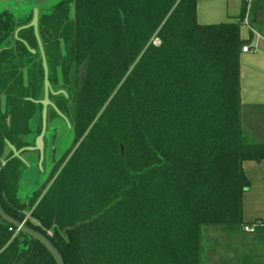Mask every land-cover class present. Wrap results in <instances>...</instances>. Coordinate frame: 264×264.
<instances>
[{"label": "trees", "instance_id": "obj_1", "mask_svg": "<svg viewBox=\"0 0 264 264\" xmlns=\"http://www.w3.org/2000/svg\"><path fill=\"white\" fill-rule=\"evenodd\" d=\"M196 5L59 0L41 14L48 80L66 93L52 100L73 142L27 199L19 193L26 165L5 142L33 146L41 106L26 99L42 97L43 69L20 42L0 51V205L45 236L63 264H202L204 228L261 227L242 216L250 185L242 165L264 160V144L246 142L241 123L247 6L234 22L200 25ZM4 17L5 39L14 25ZM18 36L37 49L32 28ZM26 153L36 165L39 153ZM15 231L0 217V264H55Z\"/></svg>", "mask_w": 264, "mask_h": 264}, {"label": "crops", "instance_id": "obj_2", "mask_svg": "<svg viewBox=\"0 0 264 264\" xmlns=\"http://www.w3.org/2000/svg\"><path fill=\"white\" fill-rule=\"evenodd\" d=\"M244 4L243 0H197V22L200 25L234 22ZM248 8L244 23L252 32L259 33L263 44L258 49L250 44L249 51L239 55L241 123L246 142L264 144V12L261 9L253 11L258 24L251 26L252 5L248 4ZM2 163L5 162L2 160ZM242 167L250 183L242 197V216L248 219L247 223L257 220L262 224L251 233V246L246 251L242 250L240 264H264V160L246 161ZM244 254H247V263ZM227 260L224 257L222 264H230L226 263Z\"/></svg>", "mask_w": 264, "mask_h": 264}, {"label": "rangeland", "instance_id": "obj_3", "mask_svg": "<svg viewBox=\"0 0 264 264\" xmlns=\"http://www.w3.org/2000/svg\"><path fill=\"white\" fill-rule=\"evenodd\" d=\"M35 2L38 0H28ZM59 0H39V2H36L37 7H43V6H51L58 2ZM245 2V5L248 8L252 5V10L257 12L261 9V11L264 12V0H243ZM32 4H24L19 2V0H16V2L9 1V3L6 4H0V11L2 10H8L11 12L15 17H22L27 12H29V9L31 8ZM252 17V15H251ZM252 19V18H251ZM255 26V24H253ZM248 24L246 22L241 26L240 28V34L242 38L249 39L250 38V44L251 47H254L255 49H258L260 46H262L263 41L261 36H259V33L256 31L252 32ZM154 44H158V40H154ZM4 103H1V109L3 110ZM54 125L58 126V131L56 133L55 137V145L56 148L54 157L57 159L61 157L67 149H69L72 141H73V134L69 129H66L62 125V122L60 119H57V122L54 123ZM68 128V126H67ZM46 136L48 137V133H46ZM46 144L48 146L50 145V141L48 139H45ZM50 148V147H49ZM5 155L8 153V149L5 147ZM24 160V163L26 165V169L24 171V175L20 181V196L23 199H27L32 197L33 193L38 190L43 184V182L46 180L47 175L50 171V153L47 152V149L45 151V157L41 165L37 164H31L29 165L28 162H30V155L29 154H23L21 156ZM32 161V160H31ZM250 188V185H249ZM252 194V193H251ZM249 192V195H251ZM28 215V214H27ZM31 220V219H30ZM35 223L34 220H31ZM244 222H248V219L243 217ZM253 237L251 236V233H245L241 229L235 232H225L218 229H212V228H204L203 231V237H202V264H222V259L225 257L228 259L226 261L230 264H240V261L242 260V250L246 251L251 246ZM247 255V254H246Z\"/></svg>", "mask_w": 264, "mask_h": 264}, {"label": "flooded vegetation", "instance_id": "obj_4", "mask_svg": "<svg viewBox=\"0 0 264 264\" xmlns=\"http://www.w3.org/2000/svg\"><path fill=\"white\" fill-rule=\"evenodd\" d=\"M9 1H12V2H16V0H0V4H6V3H9ZM19 2L21 3H24V4H32L31 8L29 9V12H27L24 16L22 17H15L11 12H9L8 10H2L0 11V16L4 17V16H9L11 18V21L14 25V29L12 30L11 34L12 35H9L7 36V38L4 39V36L5 35V32L2 33V37L0 39H2V41H0V51L1 50H4V49H7L9 47H12L14 46V43L15 42H20L21 44L24 45V47L27 49V51L35 56L36 58H40L41 60V65H42V59H41V53H40V50H39V46H38V43H37V40H36V43H37V49H33L31 48L27 42L24 40V39H21L19 38V33H21L23 30H26V29H29V28H32V27H27V28H24L25 26H27L28 24L31 23L32 19H33V14H34V9H37V29H38V21H39V18L41 16L42 13H44L47 9H49L51 6H43V7H37L36 5V2L38 3V1L35 2H32L31 1H28V0H19ZM5 18V17H4ZM26 21V22H25ZM20 23V24H19ZM33 29V28H32ZM33 34H34V30H33ZM38 36H39V33H38ZM35 37V35H34ZM40 38V37H39ZM4 39V40H3ZM41 41V39H40ZM41 45H42V41H41ZM42 50H43V45H42ZM43 53H44V50H43ZM44 57H45V53H44ZM46 61V59H45ZM47 64V63H46ZM43 69V67H42ZM80 74V72H79ZM48 78V77H47ZM80 79V78H79ZM49 81V80H48ZM43 84H44V72H43ZM50 84V82H49ZM51 87V91L53 93H49V101L53 104V106L55 107V109L52 107V106H48L47 107V113H46V127H45V132H44V135H43V143H44V153H43V160H44V157H45V151L47 149V152L50 153V157H49V160H50V170L52 169V167L54 166L55 163H57V161L63 156L65 155V153L67 151L64 152V154L59 157V158H55L54 157V154H55V151H56V148L54 147L55 145V137H56V133L58 131V126L54 125L55 122H57V119H60L61 122H62V125L64 127H66V129H69L71 132V124L69 122V120L66 118V116L61 113L58 108L55 106V103L53 102L52 100V97H56L58 95H64L66 97V93L63 89H57V90H54L53 87L50 85ZM43 97H44V85H43V90H42V97L39 99V100H32L30 98H27L26 100H29L31 102H33L34 104H38L41 106V112H40V132H41V129H42V105L41 103H39L41 100H43ZM4 102L3 99H1V102H0V105L1 103ZM51 111H54L55 112V115H53L51 113ZM68 126V128H67ZM58 128V129H57ZM39 132V134H40ZM46 133H48V137L46 136ZM39 134L36 136V138L39 136ZM36 138L34 139V143H33V146H28V147H34L35 145V140ZM45 139H48L50 142V145L48 146V144H46L45 142ZM73 142V141H72ZM72 145V143H71ZM70 145V147H71ZM50 147V148H49ZM24 148V147H23ZM17 150V149H16ZM19 150V149H18ZM68 150V149H67ZM24 152H36V151H24ZM22 156V155H21ZM31 156V155H30ZM31 158V157H30ZM38 160H39V157H38ZM43 162V161H42ZM38 164V162H37ZM36 164V165H37ZM30 165V164H29Z\"/></svg>", "mask_w": 264, "mask_h": 264}, {"label": "water", "instance_id": "obj_5", "mask_svg": "<svg viewBox=\"0 0 264 264\" xmlns=\"http://www.w3.org/2000/svg\"><path fill=\"white\" fill-rule=\"evenodd\" d=\"M37 19H38L37 18V9H34L33 19L31 21V23L28 24L27 26H25L24 28H27V27L33 28L34 35H35V38L37 40L39 50L41 53L42 67H43V72H44V84H43L44 85V97H43V100H41L39 102L42 105V129H41L39 136L35 140L34 147H24V148H21L19 150H16V148L12 144H10L9 141L6 140L5 143H6V146L8 147V149L11 151L12 157L18 158L23 163H24V160L21 157V154L24 151H36V152H38L39 153L38 164L41 165L42 161H43V153H44L43 135L45 132V127H46L47 107L52 106L54 109H55V107L53 106V104L48 99L49 93H53V92L51 91V87H50V84H49V81L47 78L48 77V68H47L44 53L42 50L41 41H40V38L38 36ZM85 67H86V65L83 64V66L80 68V74H79L80 82H83V80L85 78ZM25 165H27V164H25ZM0 217L3 221H5L6 223L11 224L13 227H15L18 230V232L25 234L28 237H30L31 239L39 242L49 252L51 257L55 261V264H63V260H62L60 253L58 252V250L52 245V243L45 236H43L42 234L28 228L25 225L24 221L18 222L16 220H14L12 217L7 215L3 211V209L1 208V205H0ZM69 229H71V228H66L65 230H69ZM65 230L63 231V233L65 232ZM18 264H24V260H21Z\"/></svg>", "mask_w": 264, "mask_h": 264}, {"label": "built area", "instance_id": "obj_6", "mask_svg": "<svg viewBox=\"0 0 264 264\" xmlns=\"http://www.w3.org/2000/svg\"><path fill=\"white\" fill-rule=\"evenodd\" d=\"M158 43H159V41H158ZM247 51H249V48H248L247 46H243V47L241 48V52H247ZM1 165H3V163H2V159L0 158V166H1ZM28 216H29V215H27L26 218H28ZM256 226H257V224H253V225H245V226L243 227V231H244L245 233H252V232L254 231V229H255ZM9 230H11V228H10ZM17 232H18V230L16 229L15 233H17Z\"/></svg>", "mask_w": 264, "mask_h": 264}]
</instances>
